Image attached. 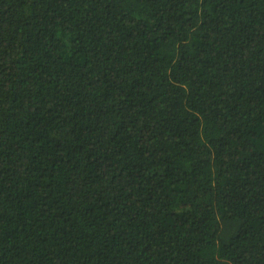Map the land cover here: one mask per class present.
Masks as SVG:
<instances>
[{
  "label": "trees",
  "instance_id": "16d2710c",
  "mask_svg": "<svg viewBox=\"0 0 264 264\" xmlns=\"http://www.w3.org/2000/svg\"><path fill=\"white\" fill-rule=\"evenodd\" d=\"M0 264H264V0H0Z\"/></svg>",
  "mask_w": 264,
  "mask_h": 264
}]
</instances>
